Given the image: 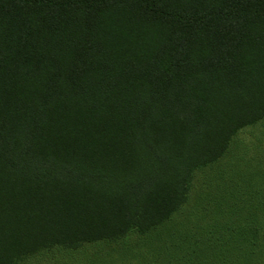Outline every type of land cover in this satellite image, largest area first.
I'll return each mask as SVG.
<instances>
[{"label": "trees", "instance_id": "1", "mask_svg": "<svg viewBox=\"0 0 264 264\" xmlns=\"http://www.w3.org/2000/svg\"><path fill=\"white\" fill-rule=\"evenodd\" d=\"M263 119L264 0H0V264L158 229Z\"/></svg>", "mask_w": 264, "mask_h": 264}, {"label": "rangeland", "instance_id": "2", "mask_svg": "<svg viewBox=\"0 0 264 264\" xmlns=\"http://www.w3.org/2000/svg\"><path fill=\"white\" fill-rule=\"evenodd\" d=\"M253 206L264 209V119L239 130L224 155L196 173L187 202L158 229L144 235L130 233L115 243L89 245L59 257L57 264H146L156 257L167 258L160 253L164 241L180 249L179 253L186 252L183 242L187 241L180 238L183 234L192 237V242L202 237L201 241L219 250L208 257L211 250L203 252L205 258L199 264H264V236L254 237L248 228H261L251 223L255 219L247 218L251 211L246 209ZM195 223L203 225L199 234Z\"/></svg>", "mask_w": 264, "mask_h": 264}]
</instances>
